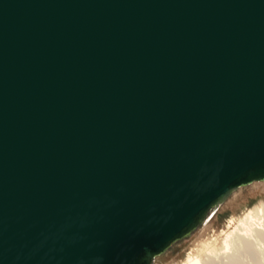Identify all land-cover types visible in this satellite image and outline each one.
<instances>
[{
	"label": "water",
	"instance_id": "water-1",
	"mask_svg": "<svg viewBox=\"0 0 264 264\" xmlns=\"http://www.w3.org/2000/svg\"><path fill=\"white\" fill-rule=\"evenodd\" d=\"M264 179V0H0V264H153Z\"/></svg>",
	"mask_w": 264,
	"mask_h": 264
},
{
	"label": "bare ground",
	"instance_id": "bare-ground-1",
	"mask_svg": "<svg viewBox=\"0 0 264 264\" xmlns=\"http://www.w3.org/2000/svg\"><path fill=\"white\" fill-rule=\"evenodd\" d=\"M255 186L260 187L262 184L257 182ZM237 189L233 190L219 205L223 206L227 199L229 200L231 196H234ZM234 201L230 202L233 203ZM213 217L217 218L216 212ZM225 220L227 229L221 231L220 235L221 237L223 236L221 247L215 241H212V239L206 240L204 243L201 242V244L199 243L200 247L196 246L197 248L188 250L189 252L186 254L182 264H238L236 260H238L237 256L239 254H250L255 253L257 250L260 251L262 246L260 241L264 238V198L258 199L251 205H245L241 213L238 215L231 214ZM220 258H228L226 259L228 261L219 262L222 260Z\"/></svg>",
	"mask_w": 264,
	"mask_h": 264
},
{
	"label": "rangeland",
	"instance_id": "rangeland-1",
	"mask_svg": "<svg viewBox=\"0 0 264 264\" xmlns=\"http://www.w3.org/2000/svg\"><path fill=\"white\" fill-rule=\"evenodd\" d=\"M257 182H260L262 186L256 187L255 183ZM263 185H264V180H255L249 184L240 185L239 186L240 188H238L235 191L234 196H231L229 200L227 199L224 202L225 204H223V206H221L220 204L217 208L213 210V212H211V215L209 216V218L203 221L202 223H200L195 228V230H193L189 235L174 242L165 252L156 256L153 261V264H172V263L182 264L183 260L186 257V254L191 249L200 247L199 243L200 244L201 242L204 243L206 242V240L208 241L209 239H212V241H215L217 245L221 247L223 236L221 237L220 234L223 229L225 230L227 229L225 225L226 224L225 219L231 214L238 215L239 213H241L245 205L246 206L251 205L253 204V202L257 201L258 199L264 198V186ZM236 194L237 196H235ZM235 198H237V200H235ZM232 200L233 201L235 200V201L231 203L230 201ZM215 212L217 214L216 219L214 218L215 216L213 217ZM260 242L262 244L260 251L257 250L255 253L253 252L254 254L253 253L239 254L237 256L239 262L238 260H236L237 263L238 264L240 263L241 264H264V256H263L264 255V238ZM262 252L263 254H261ZM230 253H232V251H230ZM226 259L228 258H223L219 262L221 261L225 262ZM227 261L228 260H226V262Z\"/></svg>",
	"mask_w": 264,
	"mask_h": 264
}]
</instances>
